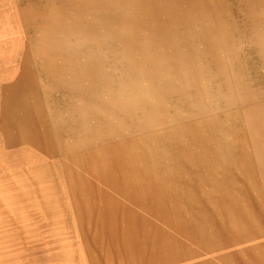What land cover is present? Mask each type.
<instances>
[{
  "label": "rangeland",
  "instance_id": "374dc122",
  "mask_svg": "<svg viewBox=\"0 0 264 264\" xmlns=\"http://www.w3.org/2000/svg\"><path fill=\"white\" fill-rule=\"evenodd\" d=\"M0 264H264V0H0Z\"/></svg>",
  "mask_w": 264,
  "mask_h": 264
}]
</instances>
